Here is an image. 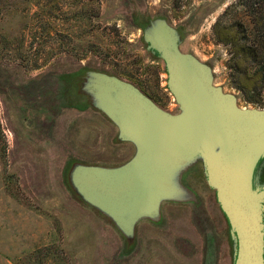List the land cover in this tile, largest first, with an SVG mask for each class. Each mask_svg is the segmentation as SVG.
I'll return each instance as SVG.
<instances>
[{
    "label": "rangeland",
    "instance_id": "obj_1",
    "mask_svg": "<svg viewBox=\"0 0 264 264\" xmlns=\"http://www.w3.org/2000/svg\"><path fill=\"white\" fill-rule=\"evenodd\" d=\"M233 1L0 0V249L15 264H232L227 222L200 163L182 179L195 200L164 202L159 220L137 224L130 247L75 197L66 182L73 162L116 165L134 147L117 141V128L99 111L63 102L58 80L108 71L176 112L138 12L166 17L185 35L181 49L209 63L217 85L236 93L240 106L264 108L263 92L249 93L256 102H248L229 85L227 47L212 33Z\"/></svg>",
    "mask_w": 264,
    "mask_h": 264
},
{
    "label": "water",
    "instance_id": "obj_2",
    "mask_svg": "<svg viewBox=\"0 0 264 264\" xmlns=\"http://www.w3.org/2000/svg\"><path fill=\"white\" fill-rule=\"evenodd\" d=\"M135 18L146 50L164 62L178 110L161 108L114 73L74 74L86 107L102 113L117 128V141L134 152L116 165L73 162L69 189L111 221L130 247L137 224L159 220L164 202L195 200L182 179L200 163L227 222L232 264H264V185L254 177L264 165V108L240 106L236 93L217 85L211 65L181 49L185 35L166 17L136 12Z\"/></svg>",
    "mask_w": 264,
    "mask_h": 264
},
{
    "label": "trees",
    "instance_id": "obj_3",
    "mask_svg": "<svg viewBox=\"0 0 264 264\" xmlns=\"http://www.w3.org/2000/svg\"><path fill=\"white\" fill-rule=\"evenodd\" d=\"M212 33L217 42L227 47L229 85L238 90L246 101L256 102L249 93H264V0H234L216 18ZM148 53L153 58H159L157 54ZM75 82L73 74L59 76L58 86L63 102L68 100V106L85 109L87 101L82 97L77 100L79 95ZM72 96L77 98L73 100ZM227 240L231 250L228 230Z\"/></svg>",
    "mask_w": 264,
    "mask_h": 264
},
{
    "label": "flooded vegetation",
    "instance_id": "obj_4",
    "mask_svg": "<svg viewBox=\"0 0 264 264\" xmlns=\"http://www.w3.org/2000/svg\"><path fill=\"white\" fill-rule=\"evenodd\" d=\"M254 177H255V183H256V185H259V186L264 185V165L258 167L255 170Z\"/></svg>",
    "mask_w": 264,
    "mask_h": 264
},
{
    "label": "crops",
    "instance_id": "obj_5",
    "mask_svg": "<svg viewBox=\"0 0 264 264\" xmlns=\"http://www.w3.org/2000/svg\"><path fill=\"white\" fill-rule=\"evenodd\" d=\"M0 264H15V261L4 250L0 249Z\"/></svg>",
    "mask_w": 264,
    "mask_h": 264
}]
</instances>
